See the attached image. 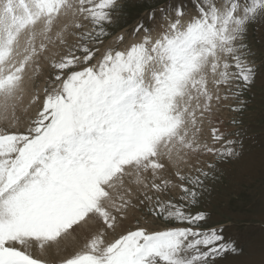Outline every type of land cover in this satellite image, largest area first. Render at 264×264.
<instances>
[{
  "label": "snow or ice",
  "instance_id": "snow-or-ice-1",
  "mask_svg": "<svg viewBox=\"0 0 264 264\" xmlns=\"http://www.w3.org/2000/svg\"><path fill=\"white\" fill-rule=\"evenodd\" d=\"M189 3L112 37L122 0H0V264L241 254L198 205L240 155L220 112L260 71L247 37L264 0Z\"/></svg>",
  "mask_w": 264,
  "mask_h": 264
},
{
  "label": "rangeland",
  "instance_id": "rangeland-1",
  "mask_svg": "<svg viewBox=\"0 0 264 264\" xmlns=\"http://www.w3.org/2000/svg\"><path fill=\"white\" fill-rule=\"evenodd\" d=\"M165 0H122L123 9L111 27L112 37H126L140 20L147 22L150 9ZM192 8L189 0H184ZM112 37L106 38V42ZM247 43L259 68L255 82L240 99L242 110L223 107L220 118L224 127L239 132L240 155L218 164L214 176L206 181V190L198 207L212 217L211 223L221 224L229 237L242 249L240 255H228L222 264H264V23L250 27ZM37 86L43 88V78ZM42 94V93H41ZM236 101H230L234 104ZM238 121L232 124L231 121Z\"/></svg>",
  "mask_w": 264,
  "mask_h": 264
},
{
  "label": "bare ground",
  "instance_id": "bare-ground-1",
  "mask_svg": "<svg viewBox=\"0 0 264 264\" xmlns=\"http://www.w3.org/2000/svg\"><path fill=\"white\" fill-rule=\"evenodd\" d=\"M44 87V86H43Z\"/></svg>",
  "mask_w": 264,
  "mask_h": 264
}]
</instances>
